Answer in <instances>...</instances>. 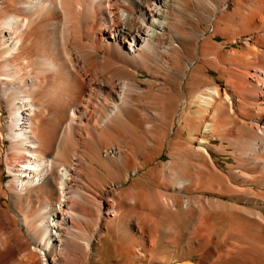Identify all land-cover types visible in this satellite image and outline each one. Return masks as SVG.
<instances>
[{
  "label": "bare ground",
  "instance_id": "bare-ground-1",
  "mask_svg": "<svg viewBox=\"0 0 264 264\" xmlns=\"http://www.w3.org/2000/svg\"><path fill=\"white\" fill-rule=\"evenodd\" d=\"M0 162V264H264V0H0Z\"/></svg>",
  "mask_w": 264,
  "mask_h": 264
},
{
  "label": "rangeland",
  "instance_id": "rangeland-1",
  "mask_svg": "<svg viewBox=\"0 0 264 264\" xmlns=\"http://www.w3.org/2000/svg\"><path fill=\"white\" fill-rule=\"evenodd\" d=\"M219 41H221V38H220V36H217L216 37ZM233 44H235V43H233ZM228 48H230L231 46H232V44H227L226 45ZM215 80H217V81H221V79L219 80V78H218V73H217V71L216 70H214V69H211V68H209L208 69V71H207ZM140 76L142 77V78H145V73H140ZM142 85L145 87H147V81L146 80H143L142 81ZM191 85H192V83H191ZM188 89V88H187ZM164 94H161V95H159V96H157V100L161 103V102H164L165 101V99H166V94L163 96ZM160 96H162L161 98H160ZM190 98H191V95H190ZM144 101H145V103H146V101H147V99L145 98V99H143ZM143 101V102H144ZM6 113H4L3 114V121H5L6 119H7V117H6ZM207 139H208V141H209V146L207 145V147H208V149L210 150V152H211V155H212V157H213V159L215 160V163L217 164V166L219 167V168H221V169H225V165L226 164H228V163H232L233 162V156H231V153H229V152H222L219 148H220V146H221V139L219 138V137H216V138H210V136L209 135H207ZM213 139V140H212ZM6 142L3 144V151H4V148H5V146H6ZM212 145V146H211ZM211 147H213V148H211ZM217 148V149H216ZM227 149H230L229 147H227ZM3 151H2V154H3ZM164 151V152H163ZM163 151H162V153H161V155H160V157L158 158V159H167V157H168V154L166 153V149H165V147L163 148ZM219 151V152H218ZM230 155V156H229ZM0 168L3 170V174H6V169H5V167H4V164H3V162H0ZM149 176H151L152 174L151 173H149L148 174ZM154 176V175H153ZM9 176L8 175H6L5 176V180L8 178ZM128 183H129V180H126L125 182H124V184L125 185H128ZM153 184V185H152ZM140 187V186H139ZM142 187V186H141ZM147 188H156L157 187V182H152L151 184H149L148 186H146ZM91 205V203H89V205L88 206H90ZM129 205H131V204H129ZM128 204H127V206H129ZM93 207V209H94V211L91 209ZM87 208H89V209H91L92 210V213H91V215L92 216H94L93 218H92V221L94 220V218H95V216H96V209H95V207L92 205V206H90V207H87ZM91 212V211H90ZM95 213V214H94ZM90 215V213H89V215L88 216H91ZM91 216V217H92ZM87 222H88V225L90 226V227H92L93 226V224L94 223H92V222H90V219H88L87 220ZM171 222V223H170ZM171 226H169V227H166L165 229H164V227H163V229H164V231H163V229H161L162 227H161V224L160 225H158V223H157V225L156 224H152V227H154L155 229H156V231H158V235L159 236H161V234L163 233L164 235H166V236H171L172 234L170 233V231H172L170 228H172L173 226H172V221H169L168 222ZM87 224V223H86ZM101 225V229H103L104 231H108L109 230V226H108V224L106 223V222H102V223H100ZM169 224H167V225H169ZM154 225V226H153ZM143 224H140L139 225V227L140 228H143ZM157 226V227H156ZM159 226H160V228H159ZM86 228H87V226H86ZM219 229V228H218ZM165 230H167V231H165ZM219 231V233L222 235L223 234V231H222V228H220V230H218ZM161 232V233H160ZM162 234V235H163ZM111 241H112V244H110L109 243V245H115V244H117V242L116 241H114L113 239H111ZM115 254L114 253H108L107 255L106 254H103V258H102V260H101V262H102V264H126L125 262H124V258H118V257H116V256H114ZM200 256H201V254H194V255H192V257L190 258V259H192L193 261H195V262H197L198 260H199V258H200ZM188 259V258H187ZM189 259V260H190ZM97 264V263H96ZM99 264V263H98Z\"/></svg>",
  "mask_w": 264,
  "mask_h": 264
}]
</instances>
